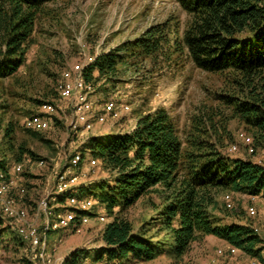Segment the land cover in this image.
Instances as JSON below:
<instances>
[{
    "label": "trees",
    "instance_id": "16d2710c",
    "mask_svg": "<svg viewBox=\"0 0 264 264\" xmlns=\"http://www.w3.org/2000/svg\"><path fill=\"white\" fill-rule=\"evenodd\" d=\"M55 1L0 0V80L14 76L24 65L35 21L45 6ZM174 1L187 15L181 28L173 15L147 26L133 39L95 55L84 69L85 80L107 97L115 86L111 79L118 72L117 66L127 56L167 60L184 56L197 69L224 76V87L215 98L229 110L230 118L251 132L255 149L264 143V0ZM58 78L54 79L55 93ZM101 79L109 85L101 87ZM44 101L52 100L33 99V104L38 107ZM214 115L217 113L208 112L203 124L193 120L184 140L168 111L161 107L140 115L125 132L86 139L88 157L112 174L108 182L84 188L109 217L100 231L103 246L94 255L95 261H149L162 254L179 259L207 235L250 257L264 259L261 238L249 226L221 222L211 212L220 192L264 195V165L226 154L223 137L217 133L220 119L215 120ZM25 129L32 136L40 132ZM13 130L11 123L2 129L0 123L5 150L18 162L9 142ZM11 166L10 160L0 158L5 181L10 178ZM78 187L73 188L74 193ZM151 193L160 199L155 221L159 232L147 234L149 229L144 226L134 231L119 212ZM63 197L58 196L57 201ZM222 206L228 211L224 203ZM3 224L0 217V237L9 227ZM86 252L71 250L64 256V264H78Z\"/></svg>",
    "mask_w": 264,
    "mask_h": 264
},
{
    "label": "rangeland",
    "instance_id": "374dc122",
    "mask_svg": "<svg viewBox=\"0 0 264 264\" xmlns=\"http://www.w3.org/2000/svg\"><path fill=\"white\" fill-rule=\"evenodd\" d=\"M169 15L178 19L180 28L187 20V15L178 8L174 0H57L47 4L44 12L37 17L24 65L14 76L0 80L1 129L7 123L12 124L13 139L9 142L20 160L15 162L6 152L7 144L1 138L2 131L0 158L10 160L11 165H21V173L10 172L9 194L16 198L17 205L25 207L29 217L32 218L37 213L36 225H40L43 214L42 210L37 209V203L42 198L49 200L57 175L76 150L83 155L76 167L80 171L76 180L79 185L77 195L89 197L91 195L85 194L84 188L111 179L112 174L103 169L100 162L91 167L88 165L85 141L89 136L125 132L140 115L155 108L161 107L168 111L182 140L193 120L203 124L208 112H216L214 119H220L216 125L217 133L223 137V151L231 156L248 157L264 165V143L253 148V152L246 151L238 133L243 132L252 138L251 132L240 121L230 118L229 110L215 98L224 87V76L201 71L184 56L179 60L127 56L117 66L118 72L111 79L115 86L110 95L104 97L93 90L91 98L95 101V111L101 110L103 100L113 98L127 103L130 107L128 112L117 118L107 117L103 122L91 117L93 127L89 131H84L80 126L71 128L74 122L71 107L54 92V79L64 68L82 61L83 55L95 56L107 52ZM104 84L109 85L101 79V87ZM33 99L52 100L49 102L57 106L56 112L50 115L49 127L40 131L37 136H32L22 125L23 118L38 109L33 104ZM233 143L237 148L230 151L229 146ZM40 159L44 161L42 166L37 164ZM21 187L25 193L19 197L18 190ZM225 194L229 195L231 203L229 207L225 205L228 211H224L222 206V203L225 204ZM48 203L53 211L64 209L62 202L49 200ZM159 203L157 194L151 193L148 197L140 198L132 207L120 211L119 215L130 221L134 231H141L144 226L149 229L147 234H157L159 226L155 221ZM250 203L247 194L224 191L216 196V206L211 212L224 223L260 224L261 214L256 217L247 214ZM98 213L104 212L97 203L86 211L88 222L79 224L77 231L72 226H66L49 233L47 245L55 248L53 257H64L73 249H84L87 252L78 264H96L93 257L103 246L100 231L105 224L96 217ZM0 217L3 225L9 226L7 232L0 237V264H7L24 254V245L16 236L8 218L2 216L1 210ZM229 245L215 236L207 235L195 241L182 258L174 259L162 254L149 261L131 259L128 263L211 264L216 248ZM262 256L264 257V249ZM251 259L252 257L238 249L235 255L221 257L217 259V263L248 264ZM124 262L122 260L120 264Z\"/></svg>",
    "mask_w": 264,
    "mask_h": 264
},
{
    "label": "built area",
    "instance_id": "2783aa9c",
    "mask_svg": "<svg viewBox=\"0 0 264 264\" xmlns=\"http://www.w3.org/2000/svg\"><path fill=\"white\" fill-rule=\"evenodd\" d=\"M93 58V54L83 55L82 61L64 68L56 82V93L60 99L68 103L74 116L71 128L80 126L84 131L92 129L93 120L91 117H94L98 122H103L107 117L117 118L130 109L127 103L108 98L101 102V110L99 112L95 111V101L91 98L93 87L84 78V69L92 62ZM56 110L57 106L54 103L44 101L38 106L36 112L30 113L23 118L22 125L24 128L43 131L49 127L50 115L54 114ZM238 136L245 145L246 150L253 152L252 139L243 132L238 133ZM236 148L235 143L229 146L230 151ZM82 158V153L76 150L70 156L64 169L57 175L52 187L53 191L49 200L58 202V196L64 195L61 201L64 204V209L62 211L51 210L48 207L49 200H45V198H42L37 203V209L42 210L43 213L40 225H36L35 223L37 213H34V217L31 218L25 207L16 204V198L9 194L11 181L5 182L0 173V210L2 211V216L8 218L16 236L24 245V254L7 264H64V257H53L52 253L55 248L53 246L48 247L47 236L49 233L66 226H72L77 231L79 224L88 222L87 215L85 214L86 211L98 203L92 197L78 196L73 191V188L78 186L76 180L80 171H77L76 167ZM88 162V165L91 167L97 161L89 157ZM37 164L42 166L44 161L40 159L37 161ZM21 170V165L18 163H14L11 166V172L14 174H18ZM24 193L25 190L21 187L18 190L19 197ZM249 199L251 203L247 206V214L250 217H256L258 214H261V222L260 224L249 223L246 225L261 238L262 245L264 246V195H249ZM224 202L227 207L231 205L228 194L224 195ZM96 217L101 222H107V217L104 213H98ZM237 251L238 249L231 245L218 247L215 250V258L211 260V264H218L217 259L233 256ZM120 262L115 264H120ZM96 264L108 263L102 260ZM124 264L129 263L124 262ZM235 264L241 263L235 262ZM248 264H264V259L252 257L248 261Z\"/></svg>",
    "mask_w": 264,
    "mask_h": 264
}]
</instances>
